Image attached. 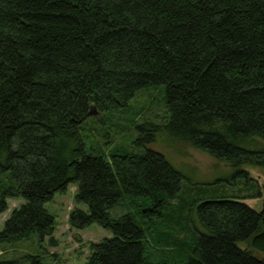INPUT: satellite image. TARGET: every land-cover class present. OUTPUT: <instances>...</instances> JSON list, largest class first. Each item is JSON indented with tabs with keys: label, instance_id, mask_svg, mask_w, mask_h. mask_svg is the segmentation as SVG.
<instances>
[{
	"label": "trees",
	"instance_id": "16d2710c",
	"mask_svg": "<svg viewBox=\"0 0 264 264\" xmlns=\"http://www.w3.org/2000/svg\"><path fill=\"white\" fill-rule=\"evenodd\" d=\"M157 85L165 131L229 164L237 192L195 194L160 153L86 151V125L93 133ZM243 167L264 171V0H0V216L25 200L0 243L52 237L45 204L76 184L88 211L69 225L112 233L87 264H264V215L243 203L257 192ZM117 206L127 212L112 217Z\"/></svg>",
	"mask_w": 264,
	"mask_h": 264
},
{
	"label": "rangeland",
	"instance_id": "374dc122",
	"mask_svg": "<svg viewBox=\"0 0 264 264\" xmlns=\"http://www.w3.org/2000/svg\"><path fill=\"white\" fill-rule=\"evenodd\" d=\"M165 97L164 85L143 88L130 100L128 107L107 115L104 123H94L93 133L86 125L88 130L83 135L86 151L106 155L114 151L141 155L149 151L160 153L184 175L182 184L193 187L192 192L195 194L202 188H209L216 193L218 190H226L230 194L242 188L240 176H233L235 172L229 164L176 140L165 131L166 118L169 116ZM92 115L97 116L98 120L102 119V115L96 111ZM243 169L257 187L254 198L245 199L243 203L261 212L264 202V171L254 167ZM0 179L8 182L9 175L1 176ZM76 191L77 185L71 184L66 193L55 194L45 204L55 216V232L52 237L41 239L34 236L31 239L0 243V262L23 259V264H32L26 257L39 256L42 264H87L92 254L91 244L112 237V233L96 224L84 230H75L69 225L72 210L80 208L88 211L87 205L75 202ZM23 203L24 199L9 200L8 211L0 216V232L13 210ZM126 212L121 206L110 210L112 217H120ZM190 218L193 231L201 229L193 211ZM163 253L161 247L156 248L153 244L146 249V256L154 263L164 259Z\"/></svg>",
	"mask_w": 264,
	"mask_h": 264
},
{
	"label": "water",
	"instance_id": "95a60500",
	"mask_svg": "<svg viewBox=\"0 0 264 264\" xmlns=\"http://www.w3.org/2000/svg\"><path fill=\"white\" fill-rule=\"evenodd\" d=\"M92 110H93V112H94V111H96V108H95L94 106H92ZM93 112H92V113H93ZM96 112H97V111H96ZM92 113H91V114H92ZM260 213H261L262 215H264V202H263V210H262Z\"/></svg>",
	"mask_w": 264,
	"mask_h": 264
}]
</instances>
